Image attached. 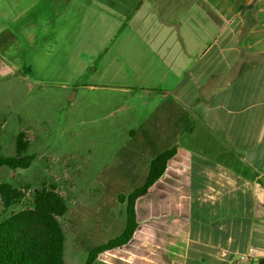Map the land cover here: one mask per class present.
Segmentation results:
<instances>
[{"label": "crops", "instance_id": "crops-1", "mask_svg": "<svg viewBox=\"0 0 264 264\" xmlns=\"http://www.w3.org/2000/svg\"><path fill=\"white\" fill-rule=\"evenodd\" d=\"M16 75L150 103L143 145L175 148L150 194L197 222L167 264L264 258V0H0V81Z\"/></svg>", "mask_w": 264, "mask_h": 264}, {"label": "rangeland", "instance_id": "rangeland-1", "mask_svg": "<svg viewBox=\"0 0 264 264\" xmlns=\"http://www.w3.org/2000/svg\"><path fill=\"white\" fill-rule=\"evenodd\" d=\"M29 79L16 75L0 81V155H15L21 135L26 153L33 157L28 169L0 168V184L23 194L7 208L0 199V222L31 209L37 189L54 186L67 205L65 215L58 218L64 263L83 264L88 250L116 237L124 227L125 204L118 196L145 179L152 156L141 132L148 134L147 117L154 110L149 102L142 106L131 96L90 89L86 86L90 80L83 76L71 80L69 89L63 87V78L40 84ZM164 192L158 187L152 198L149 189L137 200L138 228L131 240L98 254L93 264L168 263V234L178 232L173 240L180 244L179 226L189 224L193 237L197 222H183L181 208L167 203ZM188 250L191 256L192 245Z\"/></svg>", "mask_w": 264, "mask_h": 264}, {"label": "trees", "instance_id": "trees-1", "mask_svg": "<svg viewBox=\"0 0 264 264\" xmlns=\"http://www.w3.org/2000/svg\"><path fill=\"white\" fill-rule=\"evenodd\" d=\"M175 148L163 149L148 163L143 183L127 194H120L118 201L125 204V223L116 237L88 250L83 264H93L97 255L127 244L138 223L135 204L146 195L153 183L161 177L167 161ZM33 157L26 153L22 136L16 138L15 155H0V168L28 169ZM23 194L9 184H0V199L4 207L18 202ZM67 205L54 186L41 187L33 193V207L14 213L0 222V264H65L63 260L64 234L58 218L65 215ZM257 264H264V258Z\"/></svg>", "mask_w": 264, "mask_h": 264}]
</instances>
